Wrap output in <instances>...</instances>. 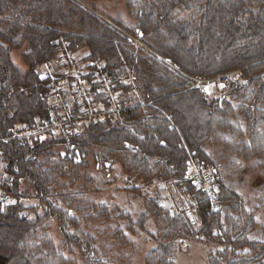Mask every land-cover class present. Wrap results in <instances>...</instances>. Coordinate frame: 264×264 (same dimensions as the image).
<instances>
[{
    "label": "trees",
    "instance_id": "1",
    "mask_svg": "<svg viewBox=\"0 0 264 264\" xmlns=\"http://www.w3.org/2000/svg\"><path fill=\"white\" fill-rule=\"evenodd\" d=\"M127 4L132 26L102 21L76 0H0V136L8 137L2 148L9 194L0 204V264L62 260L49 238L30 239L48 218L59 221L63 243L84 248L81 264H115L91 230L110 218L106 206L58 181L89 153L104 167L119 162L144 184L173 181L195 203L198 226L184 207L146 201L138 225L152 217L160 237L146 264H174L173 240L201 236L223 245L209 264H256L264 237L252 234L255 210L222 181L205 146L225 130L264 164V0ZM48 61L55 67L44 74ZM234 69L240 78L222 93L207 96L194 85L193 78ZM58 86L71 94L66 108L50 101ZM131 91L134 102L125 97ZM16 128L39 133L18 138ZM191 157L216 171L210 188L186 178Z\"/></svg>",
    "mask_w": 264,
    "mask_h": 264
},
{
    "label": "rangeland",
    "instance_id": "2",
    "mask_svg": "<svg viewBox=\"0 0 264 264\" xmlns=\"http://www.w3.org/2000/svg\"><path fill=\"white\" fill-rule=\"evenodd\" d=\"M76 1L102 21L106 20L114 26L119 21L124 26H132L134 22V16L131 15L127 4L129 0ZM134 41L139 42L136 39ZM12 56L16 60L19 51ZM134 83L139 94V80ZM132 95L134 93L131 91L125 97H132L131 102H134ZM232 119L231 117L230 120ZM235 120L238 122L240 118ZM217 136L205 149L210 154L214 166L218 168L222 181L236 189L247 209L255 210L252 234L257 238L264 237V164H259L260 162L243 151L245 144L242 141H231L229 132L224 130ZM61 149V145L56 148L57 152ZM83 159V164L76 170L66 168L65 175L59 177L58 181L70 186L71 188L67 187L69 191L76 190L81 194L79 197L82 200L106 206L110 218L103 223L96 221L92 225L98 229V233L92 227L91 230L99 239L101 247L97 249L103 255L107 254L113 263L146 264L148 253L159 243L157 225L152 217L144 222L143 227L138 225L142 213L147 209L148 199L157 197L171 210L184 207L191 221L197 226L200 224L194 212L195 203L191 202L189 195L173 181L154 179L151 183L144 184L140 178L128 177L119 162H113L106 167L102 163L98 165L94 162L93 153L83 156ZM199 163L206 166L201 161ZM46 220L30 234L32 242L47 237L54 247L59 246L58 251L63 255L57 264H81L80 254L84 248L63 243L59 221L55 218ZM173 248L174 264H209L210 255L223 248V245L201 236L192 239L176 238L173 240ZM256 264H264V256Z\"/></svg>",
    "mask_w": 264,
    "mask_h": 264
},
{
    "label": "built area",
    "instance_id": "3",
    "mask_svg": "<svg viewBox=\"0 0 264 264\" xmlns=\"http://www.w3.org/2000/svg\"><path fill=\"white\" fill-rule=\"evenodd\" d=\"M76 60V59H74ZM73 62V61H72ZM78 61L73 62L71 65L73 67L79 66L77 65ZM55 67V63L52 61H48L44 65V74L49 73ZM81 71L76 72V76L79 78L81 76ZM240 77V69H234L229 72H226L222 75H218L212 78L207 79H196L194 85H197L202 88L206 95H212L216 92H221L230 87L234 81L239 79ZM77 84L78 91L83 89V85L80 83ZM102 88L108 89L107 84H103ZM112 96L115 95L113 92ZM50 101L55 103L57 106L62 108H66L70 105L71 102V94L65 86H58L54 92L51 94ZM60 122L55 120L54 125H58ZM17 131L14 137L18 138H28L34 135H37L38 131H23L22 128H16ZM8 140V137L0 136V204H4L9 200V194L6 192L4 184L7 179V173L5 169V161L3 156V148L2 143ZM186 178L188 180L193 181L195 184L202 186L204 188L210 187L215 178V171L208 166L201 165L198 160L194 158H190L188 161V168L186 171ZM215 207V204L213 205Z\"/></svg>",
    "mask_w": 264,
    "mask_h": 264
},
{
    "label": "water",
    "instance_id": "4",
    "mask_svg": "<svg viewBox=\"0 0 264 264\" xmlns=\"http://www.w3.org/2000/svg\"><path fill=\"white\" fill-rule=\"evenodd\" d=\"M76 160L80 161V157H78V159H76Z\"/></svg>",
    "mask_w": 264,
    "mask_h": 264
}]
</instances>
